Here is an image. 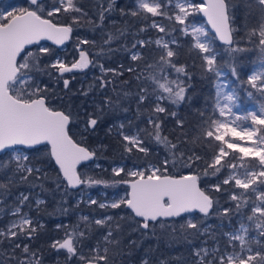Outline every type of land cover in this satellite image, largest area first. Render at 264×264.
Masks as SVG:
<instances>
[{
	"label": "snow or ice",
	"instance_id": "snow-or-ice-1",
	"mask_svg": "<svg viewBox=\"0 0 264 264\" xmlns=\"http://www.w3.org/2000/svg\"><path fill=\"white\" fill-rule=\"evenodd\" d=\"M256 2L261 15L256 27L248 30L247 42L264 57V0ZM25 3L27 6L0 11V213L7 211L12 217L7 226L0 229V247L7 243L11 249L6 261L0 258V264H41L38 252L32 251L24 240L33 239L37 228H43V225L34 222L24 209L31 208V187L45 191L49 175L43 167L32 163L31 153L39 152L43 146L48 159L58 166L54 191L60 190L61 185H65V194L68 188L80 185L107 186L106 181L78 171V166L87 167V162L97 157V151L82 146L74 137L86 139L93 133L101 118L98 113L129 112L130 98L135 102L136 110L127 125H118L117 134L124 152L129 158L135 155L138 162L133 163L131 170L126 165L112 169L115 177H120L121 173L130 177L113 180L114 184H127L130 191L110 203L91 197L86 201L100 209L126 210L125 215L104 214L101 218L91 219L82 216L83 227L77 224L65 231L64 237L53 240L50 247L57 253L64 250L66 261L75 260V264H116V257L125 255L127 246H136L134 240L129 239L124 245L121 239L126 220L131 219L137 225L132 230L140 231L142 236L149 232L154 236L157 227L171 229L175 235V225L179 224V233L187 240L190 236L209 234L203 221L197 222L191 214L198 212L206 218L217 211L222 217L237 216L238 226L222 233L227 237L223 245L213 236L214 246H204L207 245L205 240L200 247H194V264H264V103L257 111L239 114L234 112L236 94L218 86L211 111H199L197 125L191 132H186L184 119L177 117L171 106L178 107L186 101L185 78L190 80L191 76L185 66H178L173 60L177 53L170 48V43L175 44L174 39H156L158 56L153 58L136 50L151 45V39H137L130 49L127 44H122V50L129 53L131 61L138 63L127 68L120 65V71L93 64L89 53L79 45H95L96 42L82 39L77 46L79 59L69 65L59 57L51 60L52 49L41 41L63 45L81 20V15L70 14L86 13L74 0H25ZM106 3L107 7L99 12L101 21L105 19V13L113 9L112 0H106ZM229 8L228 0H202L201 3L135 0L130 13L121 9V14L141 20L162 17L173 25L182 26L179 30L190 37L191 47L198 50L204 70L219 77L218 58L223 53L215 46L217 40L227 46L225 52L229 57L234 58L236 53L247 50L234 42L235 30L231 26ZM60 13L70 15L72 22H54ZM194 13H202L207 18L211 31L189 21ZM150 27L168 34L166 26L155 19ZM175 30L173 27L172 31ZM139 31L144 32L146 28ZM125 35L123 28L108 33L101 52L104 45L108 46V51H116L111 47L112 43L122 41ZM90 64L98 66L102 73L95 87L101 90L103 98L99 102L92 101L94 110L85 111L81 119L79 111L74 114L54 107L49 96L50 87L42 77L47 75L57 82L63 80L64 88L68 89L69 79L64 78L65 74L86 69ZM125 71L135 74L134 79L138 82L135 93L124 87L129 81H123L124 86H121L115 79H108L109 73L115 78L123 76ZM231 74L239 78L234 59ZM247 84L264 96V59L247 75ZM110 86L113 95L105 92ZM92 87L90 85L81 95L87 97ZM248 95L253 96V92L249 91ZM164 113L175 118V127L180 129V135L173 139L163 134L164 121L159 114ZM149 141L156 146L155 155ZM159 151L163 152V158ZM202 177H214V180H204L207 186L202 188ZM24 183L30 185L29 190L14 195L12 187ZM214 193L227 194L229 206L220 210L219 199ZM9 196H13L12 202L6 204ZM35 204L39 211L45 200L37 196ZM63 211L67 212V209ZM56 227L64 226L58 224ZM96 229L103 231L94 244L87 243ZM17 250H20L19 254ZM141 264H149V260L144 258Z\"/></svg>",
	"mask_w": 264,
	"mask_h": 264
},
{
	"label": "trees",
	"instance_id": "trees-1",
	"mask_svg": "<svg viewBox=\"0 0 264 264\" xmlns=\"http://www.w3.org/2000/svg\"><path fill=\"white\" fill-rule=\"evenodd\" d=\"M16 1L18 7L27 6L25 0H10ZM78 3V6L82 9L83 13H72L70 15H81L80 23L73 28V32L70 35L68 41L61 47H56L47 42H41V44L48 46L52 49L51 60L56 56L63 59L69 65L78 60L79 50L78 42L82 39H88L89 41H95V45L82 44L79 45L80 49H83L89 53V58L93 61V64H103L105 68H113L120 71V65L127 68L130 64L135 66L138 62H133L130 59V55L127 51L122 50V44H127L130 49L131 44L137 39L149 40L163 36L169 40H175V44L170 43V48L177 53L173 57V60L178 66H185L187 72L190 74L191 79L185 78L187 90L186 101L181 103L178 107L171 106V110L177 113V117L183 118L185 121L186 132H191L193 126H196L199 121V111H211V105L213 103L214 87L213 83L216 78L214 73H208L202 67L203 61L197 54L198 50L191 47L190 37L185 36L179 29V25H173L171 21L162 17L150 18L147 20H141L137 17H133L130 14L122 15L121 9L125 13H130L134 8V0H112L113 9L109 13H105V19L103 21L99 18V12L104 7H107L106 0H74ZM230 4L229 12L230 19L232 21L231 26L235 30L233 32V39L240 48L247 49L243 52H238L235 57H229L225 48L227 46L216 41V47L218 52L223 53L221 58H218V62L221 65V69L225 70L231 78V82L234 85L237 96L240 100L243 99L244 91H252L247 84V71L250 66L259 58L260 52L257 48L248 44L247 32L253 27H256L257 20L261 15L260 8L256 0H228ZM2 2H0L1 4ZM70 15L60 13L58 17L54 18V22L57 23H71ZM191 18L193 20H201L199 13H194ZM152 19H155L157 23L166 26L168 34L160 33L157 29L151 28ZM146 28V31L140 32V28ZM175 27V31L172 28ZM125 29V38L120 42H113L111 47L117 49L116 51H108V46L104 45L103 52H101V45L103 40L107 38L108 33H115L117 29ZM34 48V46H32ZM143 51L144 55L148 58L158 56L157 45L154 43L147 46ZM233 59L235 60V66L238 70L237 77L231 74V65ZM90 64L88 68L83 70H74L71 73H66L64 78L69 79L68 89L64 88L63 80L57 82L55 79H50L47 75L42 77L44 83H47L50 87L49 96L51 97L52 105L56 108L65 111H72L74 114L79 111L81 119L84 118L85 111L92 112V101L99 102L103 96L101 90L95 87L96 80L102 75L98 66ZM141 67L143 64L141 63ZM135 74L126 72L123 76L113 77L111 73L108 75V79H115L117 84L122 85L123 81H129L128 85L124 86L126 90L131 93H135L137 90V81L134 79ZM93 85L91 91L87 97L81 95L82 91L89 90V86ZM108 95H113L111 86L105 90ZM129 103L131 110L127 113L123 111L108 112L98 115L101 116L96 130L93 133L87 135V138L81 136H75L74 138L81 142L82 145L89 147L90 150L97 151V157L92 161L87 162V167L83 165L78 166V171L86 173L88 177L93 179H100L107 182V186L101 185H80L77 188L67 189L65 194L64 187L61 185L60 190L54 191L56 188L53 182L57 176L58 168L53 164L52 160H49L46 156L43 146H40L39 152L31 153L32 163L36 166L43 167L48 175L49 179L45 183V191H41L39 187H31L33 193L31 199V208L25 207L24 211L28 212L34 222L42 224L43 228H37V232L33 239L24 240V243H28L32 251L38 252L41 257V264H75V260L66 261L67 253L61 250L59 253L50 247L53 240L62 239L65 235V231H70L72 227L80 224L83 227L82 216H88L91 218H101L102 215H113L119 213L125 215V211L120 209H100L97 205H89L85 196L78 197V191H88L93 195V199L100 200L101 192L104 195H109L113 192L120 190H126L127 184H114L113 180H120L121 178L127 180L130 177L121 173L120 177L113 175L112 169L115 165H126L127 169L132 166L136 160V156L133 155L129 158L128 154L124 152L121 144V137L118 133V125L124 123L127 125L128 119L133 117L136 110L135 102L130 98ZM125 106H128L125 104ZM164 121L163 134L168 135L170 139L180 135V129L175 127V118L168 116L166 113L159 114ZM144 127L143 124L140 125ZM82 128V125H81ZM111 128V131L109 130ZM127 130V128L125 129ZM75 132L76 129L73 128ZM150 146L154 148V155L156 154V146L153 141H149ZM106 146L100 148L99 146ZM142 155V154H139ZM159 155L163 158V152L159 151ZM7 159V156H4ZM99 164L100 167H96ZM203 164H201V170ZM186 171V170H185ZM176 174V173H174ZM31 179V178H30ZM204 180H214V177H202L201 187L204 188L207 185ZM30 185L27 183L13 186L12 193L18 194L20 191H28ZM214 195L219 199V209L229 206L227 194ZM45 200V204L40 206V210L37 211L35 199L36 197ZM13 196L7 197L6 204L11 203ZM78 201H83L77 205ZM63 209H67L64 212ZM196 217L197 222L203 221V227L209 230V234L204 236H190L187 240L183 235L179 233V224H176L177 233L173 235L171 229H161L157 227L155 229V235L151 232L148 235L142 236L140 231H133L137 225L133 223L131 219L124 222V231L121 236L124 245H127L129 239L136 241V246H127L125 248V255L122 257H116V264H141L144 258L149 260V264H194L193 250L194 247H200L206 240L207 245L213 244L212 237L215 236L221 245L226 241L222 236V232L233 227L238 221L237 216L222 217L219 212L213 211L208 217H203V214L198 212L191 214ZM12 217L7 214V211L0 213V229H3L10 222ZM178 219V218H177ZM183 223V221H180ZM219 223V225H218ZM63 225L64 227L57 229L56 225ZM102 229L93 230L90 239L87 241L89 244H94L96 239L100 236ZM191 231V230H189ZM11 251L8 244L5 243L0 247V258H4L6 261L7 254ZM87 251V249H85ZM18 254L20 250H17Z\"/></svg>",
	"mask_w": 264,
	"mask_h": 264
},
{
	"label": "rangeland",
	"instance_id": "rangeland-1",
	"mask_svg": "<svg viewBox=\"0 0 264 264\" xmlns=\"http://www.w3.org/2000/svg\"><path fill=\"white\" fill-rule=\"evenodd\" d=\"M192 2L201 3L199 0H192ZM134 4H135V0H134ZM16 7H17V5L15 4L14 1L4 0L0 4V11H3L5 9L10 11ZM189 21L192 23H195L197 26L203 25L206 29H208L206 23L202 19L201 20H193L190 16ZM180 27H182V26H180ZM158 38H163L165 41H171L172 40V39L171 40L166 39L163 36L158 35L157 37H155L153 39V41H155ZM57 57L58 56H56L55 58H57ZM261 59H264V57H262V55L260 54L259 58L250 66L249 70L247 71L246 77H247V75H250L252 71H255L259 67ZM220 70H221V75L219 77H216L214 80V83H213L214 95L216 94L217 87L222 86L223 91H225V92L232 91L237 96L234 85L231 82L230 76H228V74L225 70H223V69H220ZM253 90H254L253 96L248 95L249 91L242 92L243 93V99L242 100H240L237 96V107L234 108V112H238L239 114H245L246 112L257 111L259 109L260 105L262 103H264V96H261L260 93L257 92L255 89H253ZM132 166H129L128 169L131 170ZM115 167H119V165L117 164L113 168H115ZM78 192H79L78 197L79 196H85L87 199H88V197H91V198L94 197L88 191H86V192L85 191H78ZM125 195H126V190H120L118 192H113L107 196L104 195L103 192H101V197H100L99 202L110 203L111 201L116 200V199L123 197ZM185 215L188 216L189 214H185ZM218 225H219V223H218ZM237 226H238V222L233 227L223 231L222 233L231 231L232 229H234ZM254 234L255 233H253V235ZM223 238L227 239V237H224V236H223ZM211 246H214V245L212 244ZM211 246H207V247H211Z\"/></svg>",
	"mask_w": 264,
	"mask_h": 264
},
{
	"label": "water",
	"instance_id": "water-1",
	"mask_svg": "<svg viewBox=\"0 0 264 264\" xmlns=\"http://www.w3.org/2000/svg\"><path fill=\"white\" fill-rule=\"evenodd\" d=\"M1 1V0H0ZM200 2H202V0H199ZM199 16L201 17V19L206 23V25H207V27H208V30L209 31H211V25H209L208 23H207V18L206 17H204L203 16V14L202 13H199ZM68 40H66L65 41V43L67 42ZM219 43H221L222 44V42H220L219 40H217ZM41 42H47L48 44H51V45H53V46H56V47H61L62 45H55L52 41H41ZM64 43V44H65ZM78 59H79V57H78ZM82 146H84V145H82ZM52 162H53V164L55 165V162H54V160H52ZM56 166V165H55ZM57 168H58V166H56ZM71 189H74V188H71ZM130 191V188H129V186L127 185V187H126V195H127V193Z\"/></svg>",
	"mask_w": 264,
	"mask_h": 264
},
{
	"label": "flooded vegetation",
	"instance_id": "flooded-vegetation-1",
	"mask_svg": "<svg viewBox=\"0 0 264 264\" xmlns=\"http://www.w3.org/2000/svg\"><path fill=\"white\" fill-rule=\"evenodd\" d=\"M2 1H4V0H1L0 2H2ZM7 1V0H6ZM15 2V4H16V1H14Z\"/></svg>",
	"mask_w": 264,
	"mask_h": 264
}]
</instances>
